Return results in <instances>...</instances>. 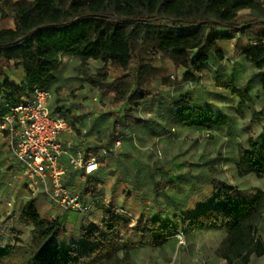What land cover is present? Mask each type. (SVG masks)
<instances>
[{
    "label": "rangeland",
    "instance_id": "1",
    "mask_svg": "<svg viewBox=\"0 0 264 264\" xmlns=\"http://www.w3.org/2000/svg\"><path fill=\"white\" fill-rule=\"evenodd\" d=\"M261 3V7L256 8L258 10L238 12L237 23L242 27L230 40L213 41L211 50L203 48L208 61L197 66L201 69L199 72H193V77L197 78L198 83L184 79L185 73L190 72L189 67L184 69L175 66L168 53H161L154 47V40L159 32L185 34L187 28L173 26L169 22L162 23L158 28L154 25L135 28L131 39L133 49L139 56L137 65H132L125 71L113 65L107 68L105 84L119 80L124 74L130 79L131 91L138 89L134 99L128 98L118 108L112 106L113 95L105 97L99 94L100 89L105 86L104 83L98 87L90 84V78L102 74L104 66L101 63L90 60L81 64L76 58L61 57L59 69L51 76L47 86L53 98L51 111H55V105L63 104V108L69 110L66 112V119L82 129L86 124L83 119L86 120L91 113L86 103L89 102L92 107L98 105L105 110L106 116L97 122V128L94 129L95 144L107 149L112 148L115 141L121 142L118 151H108L107 156L101 159L100 170L91 177L99 183L96 193L83 194L84 189L82 190L76 182L72 188L79 190L86 201L94 196L108 199L112 205L129 212L137 222L145 218L140 209L148 205L143 203L149 201V205L153 206L158 201L161 206L166 205L174 199V194L182 195L185 188H188L189 193L208 192L213 176L223 184L228 183L235 188L234 196L237 202L250 201L256 192H264V174H258L256 170L241 177L237 174V163H240L244 151H249L256 157H264V152L260 149L264 142L261 132L264 121L250 120L254 111L264 112V93L258 88L256 70L253 71L250 63L241 54L242 49L264 32L262 26H247L252 21L264 17V2ZM201 29L205 36L210 34L212 38L227 33L225 29L211 26ZM216 48L221 50L222 60L214 54ZM199 53L197 49L189 51L188 59L192 61ZM17 54V50H5L0 58V69L8 72L15 82L23 79L21 68L15 66V60L11 61ZM5 55L11 60H4L2 56ZM180 83H183L181 92L192 87L190 84L196 86L192 91L200 88L201 95L197 93V98L208 108L222 112L221 115L226 119L224 126L206 132L200 129L192 130L179 123L175 116L171 92L178 90ZM232 88L243 90L251 97V102L239 111L230 97ZM131 95L130 93L129 96ZM27 96L25 93L21 97ZM14 99V96L0 85V107ZM76 110L79 114L71 116ZM127 114L135 120L138 119L141 124L135 126L126 123L124 116ZM113 121L117 128L112 134ZM249 139L259 144L255 151L249 149ZM13 159L5 141L0 138V223L7 221L10 227L21 233L20 240L28 244L31 230L30 226L21 223L20 205L27 199L34 200L37 211L43 214L39 201L46 198L40 191L33 196L24 182L18 180L19 166ZM240 164L243 170L249 168L243 162ZM202 172L204 176L198 178ZM160 178L172 179L173 191L168 188L166 192L159 193L154 186L159 183ZM100 209V206H96L86 216L66 211L62 223L66 235L53 241V244L65 249L71 245L80 247V227L98 225L102 215ZM45 217L47 218L46 214ZM172 230L173 234L168 241L151 248L141 245L135 235L125 238L124 251L131 256L128 264H204L201 253L206 251L209 255L220 240L219 232L215 233V236L204 238L205 231L198 234V230L195 235H191L179 225L172 226ZM258 234L264 243V215ZM9 249V246L6 249L0 247V259L7 255ZM258 260L264 261V257ZM258 260L254 257L252 264H256Z\"/></svg>",
    "mask_w": 264,
    "mask_h": 264
},
{
    "label": "trees",
    "instance_id": "2",
    "mask_svg": "<svg viewBox=\"0 0 264 264\" xmlns=\"http://www.w3.org/2000/svg\"><path fill=\"white\" fill-rule=\"evenodd\" d=\"M261 4L259 0H0V19L11 14L16 25L15 32L0 31V58L5 50H17L15 66L21 67L25 74V83L15 85L9 82L1 68L0 85L15 98L9 104H17L24 99L21 96L25 93L29 96L34 86L49 89L51 73L60 57L69 56L78 58L81 64L93 60L104 66L102 74L90 78V84L98 87L105 84L109 65L124 71L137 65L139 56L133 49L131 39L135 28L149 25L158 28L167 22L188 30L185 34L177 35L171 31L159 32L154 47L161 53H168L175 66L189 67L190 72L185 73L184 79L197 82L193 72H199L201 69L197 66L208 61L203 48L211 50L213 41L230 40L242 27L237 23L238 12L258 10L256 8ZM253 24L264 28V17L247 26ZM207 26L225 29L227 33L214 38L210 34L205 36L201 27ZM259 36L242 49L241 54L257 70L258 85L264 91V32ZM194 49L200 53L191 61L188 52ZM214 54L222 60L219 48L215 49ZM2 57L6 61L11 60L7 55ZM130 83L128 76L123 74L119 80L105 84L99 94L105 97L113 95L112 106L118 108L128 98L134 99L138 91L135 89L132 92ZM230 91L239 100L238 111L251 102L250 95L245 91L234 88ZM173 107L177 121L187 128L210 132L226 123L225 116L190 105L187 96L180 95L173 102ZM7 114L8 110L0 107V118ZM250 120L264 121V112L254 111ZM124 121L135 126L141 124L130 114L124 116ZM69 124L74 126L71 122ZM116 128L113 121L112 134ZM261 132L264 135V122ZM247 144L252 151L259 146L251 139ZM100 147L103 146L92 150ZM260 149L264 152V142ZM241 162L249 168L243 170ZM240 163H237L239 177L255 170L258 174H264L263 156L256 157L244 151ZM86 184L83 194L96 193L99 183L95 179L88 177ZM168 186L171 185L161 182L155 189L164 191ZM211 187L215 193L211 205L198 209L190 219L179 217L182 228L224 229L225 237L216 254L225 264H248L252 256H263L264 243L258 229L264 215V192H256L250 201L237 202L232 185L211 178ZM101 209L103 218L99 224L80 227L79 231V241L92 247L80 251L76 245H71L65 249L53 244V241L65 237L66 230L61 228L58 220L44 219L38 213L35 201L27 199L20 205L19 215L21 223L30 226V241L23 243L20 232L10 227L7 221L0 223V247H10L7 255L0 259V264H128L131 256L124 251L125 238L137 234L140 235L141 245L154 246L173 234L172 229L162 227L156 221H139L136 226H131L129 220L111 209Z\"/></svg>",
    "mask_w": 264,
    "mask_h": 264
},
{
    "label": "built area",
    "instance_id": "3",
    "mask_svg": "<svg viewBox=\"0 0 264 264\" xmlns=\"http://www.w3.org/2000/svg\"><path fill=\"white\" fill-rule=\"evenodd\" d=\"M51 99L49 89L34 86L21 102L3 106L8 114L0 118V132L19 166L18 180L33 196L42 192L46 200L63 212L86 216L100 206L136 226L137 220L125 209L112 205L108 199L94 197L86 201L79 190L66 184L69 175L74 174L83 190L87 178L99 170L100 158L107 156L108 151H118L121 142L115 141L112 148L85 151L72 139L73 127L50 111Z\"/></svg>",
    "mask_w": 264,
    "mask_h": 264
},
{
    "label": "crops",
    "instance_id": "4",
    "mask_svg": "<svg viewBox=\"0 0 264 264\" xmlns=\"http://www.w3.org/2000/svg\"><path fill=\"white\" fill-rule=\"evenodd\" d=\"M14 1H19V0H12V2H14ZM24 1L29 2V1H32V0H24ZM259 1L264 2V0H259ZM1 30H10V31L15 32L16 25H15L14 20H13V15L8 14L5 18L0 19V31ZM61 57H64V56H61ZM61 57H60V60H61ZM72 59H75V58H72ZM76 59H78V58H76ZM60 60H59V63L57 65V67L52 71L51 76H54V74L58 71ZM11 61H14V59L11 60ZM252 69H253V71H255L253 66H252ZM4 73H5L6 77L8 78L9 82L14 83L15 85H20L22 83H25V74H24L22 68H21V74H22L24 80L22 79V80L17 81V82H15L11 78V76L9 75L8 72L4 71ZM256 73H257V70L255 71V74ZM196 83H198V81ZM182 85H183V83H180L179 86H178L179 89L175 90L174 92L173 91L171 92L172 93L171 96L173 97L174 101H176L179 98L180 95L187 96V100L189 101L190 105H192V106H194V105L201 106V107H203L206 110H212L213 112H216L215 114H222V112L216 111L214 109H211V107L208 108L207 106H205L203 101H201V100H199V98H197V96H196L197 93L199 95H201L200 88H197L196 90L192 91L196 86L195 85L193 86L192 84H190L192 87L188 88L184 92H181V91H183L182 88H181ZM258 88H259V90H261L259 85H258ZM261 91L264 93L263 90H261ZM230 97L233 98V100L235 101V104L237 105L238 102H239L237 96L231 94ZM52 99L49 102L50 111H51V101H52ZM139 101H142V100H139ZM220 103L221 102L219 101V104ZM87 106H89V108H90L89 110H90L91 113H89L90 116L87 117L86 120L83 119V122L84 123L86 122V124L84 125V123H83L84 128H82V129H80L79 126L76 125L74 122H71L74 126L69 124L70 121L66 119L67 116H68V113H66V112H68L69 110L66 109V108H63L64 107L63 104L62 105H55V107L53 109L55 111H51V112L54 115H56V116H58L60 118H63L69 125H71L73 127L74 136L72 137V139L75 141L76 145H79L85 151H89V150L92 151V149H96L98 146H101V145L95 144V139H93L95 137L94 129L97 128V122H100L104 118V116H106V114H105V110L101 109L98 105H94L92 107V105L90 106L89 102H87L86 103V107ZM77 114H79L78 110L74 111L73 114L71 113V116L72 115H77ZM90 122L92 123V125H90ZM190 129L195 130L197 128H195V129L190 128ZM0 138L3 141H5V143L7 145V148L9 150L8 142L6 141L5 137L1 134V132H0ZM10 154H11V152H10ZM101 159L102 158H100V162H101ZM13 162L16 163L14 159H13ZM100 167H101V163H100V166H99V170H100ZM200 174L201 175H198V178H201V177L204 176L203 172L200 173ZM93 175H94V173H93ZM93 175H91L90 177H92ZM213 178H215V177L213 176ZM75 182L79 184V178H77V176L74 175V174H70L66 184L69 185L70 187H72V186H74ZM161 182L164 183V184H170L171 186H168L167 189L169 188L170 191H173V190H171V189H173V181H172V179H167L166 180L165 178H160L159 183H161ZM159 183H157V184H159ZM195 183H196V181H195ZM209 183H210V185H209L210 190L208 192L202 193V192L197 191L195 193H189L188 188H185V192L182 193V195L174 194V197H173L174 199L170 200V202L168 204L163 205V206H161V204L158 201H157L156 204L153 203L154 204L153 206L149 205V201H147L146 203H143L144 205L146 204L148 206L140 209L141 210L140 212H143L142 213L143 215L145 214L144 215L145 218H141V221L143 223L156 221L158 223V225H160L162 227H166L167 229H172V226H177V225H179V227L182 228V225L180 224L179 217H185L186 219H190L191 217H193L198 212V209L206 208V207L211 205L212 198H213L215 193L213 192V189L211 187V181ZM157 184H155V186ZM226 184H228V183H226ZM155 186H154V188H155ZM167 189L164 190V191L166 192ZM160 192L161 191H159V193ZM98 198H100V197H98ZM120 198L121 197H118V199H120ZM39 202H41V211L43 212V214H42V213H40L38 211L39 214L43 218H44V214H46L47 218L45 217L44 219H47L49 221L51 219L58 220L61 228L64 229L62 223H63V221H64V219L66 217V214H65L66 211L63 212L60 209H57L48 200H44L43 199V200H40ZM53 209L54 210L57 209V210L53 211ZM136 209L138 210L139 208H136ZM144 211H147V212H144ZM100 212L102 213V209H100ZM168 214H170V215H168ZM102 218H103V213L100 216L98 221L100 222L102 220ZM182 229H187V228L183 227ZM187 231L191 235H195L196 231H198L197 232L198 234H200L199 232H201V231H205L204 234L206 236L204 238H210V236L211 237L213 235L215 236L216 235L215 233L219 232L220 233L219 234V239L220 240L214 246L213 250H211L209 252V255L206 254V251L202 252L201 253L202 254L201 258L204 259V261H203L204 264H225V262L222 259H220L218 257V255L216 254V250H217L219 244L222 242L223 238L225 237V230L224 229H220V228L209 229V228H205V227H198L197 229H193V230L187 229ZM133 235L136 236V240L139 242L140 241V235H137V234H133ZM135 236H134V239H135ZM170 237L171 236H169V238ZM169 238H167L165 240L168 241ZM140 243H141V241H140ZM159 243H162V242H159ZM158 244H156V245H158ZM79 245H80V247L78 246L77 249L80 250V251L83 250V249H87V248L92 247L91 245H86L82 241H80ZM154 246H146V247H150L151 248V247H154ZM263 257H264V255L261 256V257H258V258L255 257V259L258 260V259L263 258ZM253 258H254V256H252L250 258V261H249L248 264H252ZM256 264H264V261L258 260V262Z\"/></svg>",
    "mask_w": 264,
    "mask_h": 264
}]
</instances>
